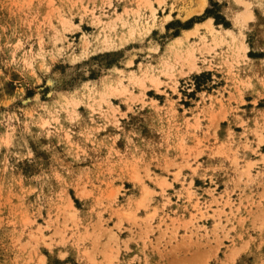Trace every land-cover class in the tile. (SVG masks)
Here are the masks:
<instances>
[{"label":"rangeland","instance_id":"obj_1","mask_svg":"<svg viewBox=\"0 0 264 264\" xmlns=\"http://www.w3.org/2000/svg\"><path fill=\"white\" fill-rule=\"evenodd\" d=\"M199 1L0 0V264H264V0Z\"/></svg>","mask_w":264,"mask_h":264},{"label":"bare ground","instance_id":"obj_2","mask_svg":"<svg viewBox=\"0 0 264 264\" xmlns=\"http://www.w3.org/2000/svg\"><path fill=\"white\" fill-rule=\"evenodd\" d=\"M151 1L152 0H142V3H144L145 5H147L149 8H151L152 10H154L155 9V7H153L152 5H151ZM157 1V3H161L162 2V0H156ZM240 3H242L243 4V6L245 7L244 8V10L243 11H241L240 12V14L238 13V16L240 15V17H242L243 19H247V18H251L252 17V12H251V10H250V8H248V2H247V0H238ZM188 2V1H187ZM205 2H206V0H200L199 2H197L196 4H197V9L195 10V12H197V11H200V10H202V8L204 7V5H205ZM195 7V6H194ZM184 9V8H183ZM195 9V8H194ZM125 10V9H124ZM192 10V9H191ZM188 11V10H187ZM194 10H192V12H193ZM152 13V12H151ZM189 13H191L190 11H188L187 13H186V15H188ZM151 15V14H150ZM237 16V17H238ZM153 17V16H152ZM116 18H117V16H116ZM210 20H211V18H207V21H205L204 22V24H205V26H206V28H207V31L211 34V39L212 40H215V38H216V36H217V29H215L212 25H211V23H210ZM225 31H229V29H225ZM192 32H194V28L193 29H191V30H189V31H186L185 33H183L181 36H178V37H174V39L173 40H175V41H182L183 39H185L186 38V36L188 35V34H190V33H192ZM105 43L107 44V41H105ZM171 46V45H170ZM169 45L168 46H166L165 47V49H164V51H163V53H162V55H161V57H160V62H161V65H162V71L164 72V73H166V74H169L170 73V70H171V68H172V66H173V64L171 63V61L168 59L169 57H168V53H169V51L171 50V47H170ZM155 83H158V81H157V79H156V77L154 78L153 77V79H152ZM151 80V81H152ZM143 81V79H140L139 80V82L141 83ZM143 83V82H142ZM141 83V84H142Z\"/></svg>","mask_w":264,"mask_h":264},{"label":"crops","instance_id":"obj_3","mask_svg":"<svg viewBox=\"0 0 264 264\" xmlns=\"http://www.w3.org/2000/svg\"><path fill=\"white\" fill-rule=\"evenodd\" d=\"M188 15H190V13H189ZM183 21H184V20H183ZM205 21H207V19H206V20H204V21H203V22H201V23H204ZM210 23H211V20H210ZM197 24H199V23H197ZM197 24H196V25H197ZM211 25L213 26V24H212V23H211ZM194 27H195V26H194ZM191 29H193V27H192V28H188V29H187V27H180V29H179V30H182V34H183V33H185L186 31H189V30H191ZM222 29L225 31V29H228V28H227V27H225V28H222ZM182 34H181V35H182ZM181 35H179V34H178V35H176V36H174V37H178V36H181ZM174 37H173V38H174Z\"/></svg>","mask_w":264,"mask_h":264},{"label":"snow or ice","instance_id":"obj_4","mask_svg":"<svg viewBox=\"0 0 264 264\" xmlns=\"http://www.w3.org/2000/svg\"><path fill=\"white\" fill-rule=\"evenodd\" d=\"M260 43H264V36L260 38Z\"/></svg>","mask_w":264,"mask_h":264},{"label":"trees","instance_id":"obj_5","mask_svg":"<svg viewBox=\"0 0 264 264\" xmlns=\"http://www.w3.org/2000/svg\"><path fill=\"white\" fill-rule=\"evenodd\" d=\"M205 12H207V10H205Z\"/></svg>","mask_w":264,"mask_h":264}]
</instances>
